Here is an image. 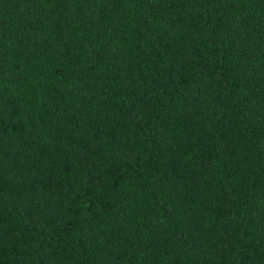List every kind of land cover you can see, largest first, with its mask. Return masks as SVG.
Segmentation results:
<instances>
[{"label": "trees", "instance_id": "1", "mask_svg": "<svg viewBox=\"0 0 264 264\" xmlns=\"http://www.w3.org/2000/svg\"><path fill=\"white\" fill-rule=\"evenodd\" d=\"M0 264H264V0H0Z\"/></svg>", "mask_w": 264, "mask_h": 264}]
</instances>
